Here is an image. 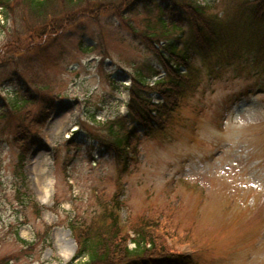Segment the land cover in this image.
Here are the masks:
<instances>
[{"label":"rangeland","instance_id":"374dc122","mask_svg":"<svg viewBox=\"0 0 264 264\" xmlns=\"http://www.w3.org/2000/svg\"><path fill=\"white\" fill-rule=\"evenodd\" d=\"M198 1L211 2L210 13L219 15L236 2ZM147 15L133 17L139 34ZM8 26L0 32V113L21 93L37 94L33 115L47 96L55 104L42 124L20 123L35 140L26 139L23 160L15 114L0 120V264L67 263L76 252L68 213L91 217L99 198L115 192L125 224L154 218L193 264H264V85L253 63L239 58L210 70L213 62L196 59L193 90L155 133L139 129L124 169L122 159L89 136L107 137L103 123L127 112L133 76L164 67L152 50L111 12L81 18L56 38L23 37L35 47L20 56L13 55L22 52L19 37L11 35L19 23ZM15 230L29 242L47 237L31 259Z\"/></svg>","mask_w":264,"mask_h":264},{"label":"trees","instance_id":"16d2710c","mask_svg":"<svg viewBox=\"0 0 264 264\" xmlns=\"http://www.w3.org/2000/svg\"><path fill=\"white\" fill-rule=\"evenodd\" d=\"M213 8L211 2L198 0H0V32L8 31L7 24L19 23L16 34L11 30V35L19 37L16 46L22 52L13 55L20 56L35 47L25 45L26 38H56L64 28L81 18L95 19L100 13L111 12L126 23L136 39L141 38L152 50L164 66L165 75L151 86L146 80L160 71L152 70L149 75L138 72L133 76L127 112L103 123L107 137L89 136L96 140L98 147L122 159L125 169L131 146L137 149L133 142L139 133L142 134L139 129L144 133H155L170 120L182 96L193 90L192 82L200 71L196 59L210 66L213 62L209 69L214 70V67L223 68L224 62L234 64L243 58L253 63L252 68L257 69L264 85V0H236L223 15L210 13ZM145 11L148 23L139 34L133 17ZM11 58L8 54V59ZM153 92L159 96V101L151 99ZM20 95L9 99L8 110L0 113V120L8 113L15 114L18 124L14 137L22 150L18 160H23L28 149L26 139L30 138V143L35 140L31 138L34 135L31 127L27 125L20 129V123L42 124L52 113L55 98L47 96L39 115H33L29 107L38 100L34 96L37 94ZM67 141L74 143L73 138ZM90 148L95 146L91 144ZM99 200L101 207L91 217L68 213L66 225L76 241V252L70 261H59V264H193L192 257L169 244L167 237L171 233L154 218L141 216L132 224H124L120 217L124 202L119 193L115 192L109 200ZM34 205L39 213L38 204L34 202ZM14 234L30 259V252L40 240L47 238L38 234L37 242H29L18 238L17 230ZM4 262L8 263V260Z\"/></svg>","mask_w":264,"mask_h":264},{"label":"bare ground","instance_id":"6f19581e","mask_svg":"<svg viewBox=\"0 0 264 264\" xmlns=\"http://www.w3.org/2000/svg\"><path fill=\"white\" fill-rule=\"evenodd\" d=\"M44 192H48V191L45 189Z\"/></svg>","mask_w":264,"mask_h":264}]
</instances>
